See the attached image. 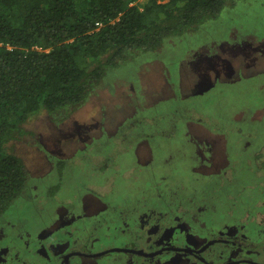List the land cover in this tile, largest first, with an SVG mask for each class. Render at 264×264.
I'll use <instances>...</instances> for the list:
<instances>
[{
    "label": "rangeland",
    "instance_id": "374dc122",
    "mask_svg": "<svg viewBox=\"0 0 264 264\" xmlns=\"http://www.w3.org/2000/svg\"><path fill=\"white\" fill-rule=\"evenodd\" d=\"M255 42L261 43L263 54L256 50L258 45ZM263 49L264 0H236L226 4L217 18L206 21L197 31L169 38L158 52H142L127 63L108 70L102 86L77 110L64 112L58 119L44 110L32 115L24 125L27 133L8 144V148L21 158L26 167L27 188L1 218L16 219V215L20 214L27 218L30 227H37L50 221L52 214L61 211L56 205L73 197L74 186H92L95 181H108L102 185L104 190L109 189L111 182L116 184L119 195L114 197L120 201V196H126L124 178L132 172L124 171L126 161H131L126 145L128 134L135 133L137 128L140 131V127L149 128L150 123L153 129L157 121L165 125L167 132L160 136L171 139L167 135L168 129L182 127L176 123L187 124L189 121L181 119V113L190 110L188 114L204 125V132L221 139L223 143L220 134L228 131L212 132L210 122L220 123L230 115H239L243 119L248 116L264 117ZM229 66H237L236 72L228 73ZM224 67L226 70H223ZM233 74L234 81L229 78ZM220 92L230 95L233 104L246 107L247 112L232 113L223 102L226 95L218 98L217 93ZM185 101H189V105L194 101V110L189 109ZM144 114L147 120L143 119ZM211 115L215 116L212 117L214 119ZM199 122H194V128L199 126ZM190 124L192 126V121ZM239 130L240 127L234 126L233 131ZM95 132L97 136L94 138L92 135ZM258 134L264 135V124L260 125ZM175 136L172 135V138ZM154 142L157 143L156 138ZM222 143L221 153H211L215 167L227 170L219 179L222 190L211 193L217 205V216L225 218L227 202L236 198L240 204L237 212L242 216L251 214L248 222L257 226L259 214L264 212V140L250 142L241 153L231 143L232 149L224 151ZM142 144L140 141L138 146ZM187 146L183 147L186 153L172 149L173 153L169 155L174 156L173 160L156 170L167 173L173 180L180 179L181 184L186 185L181 192L186 198L196 196L201 199L214 180H208L206 171L202 173L200 166L194 169L196 162L191 159L192 154L187 153ZM253 148L257 151L254 152ZM104 152L113 154L102 162L96 154ZM257 152L259 156H256ZM159 153L166 152L163 149ZM142 154L143 151H140L143 161ZM55 158L66 160L64 185L60 196L51 198L47 193L58 177L53 169L48 168L49 164H56L57 160L52 161ZM99 164H105L106 171H96L95 167ZM136 172L140 179L134 181L148 182L147 170ZM107 174L109 180L106 179ZM37 178H41L42 182L35 197L28 188L36 186L33 183ZM163 186L161 184L160 189ZM227 192L230 193L229 198L225 195Z\"/></svg>",
    "mask_w": 264,
    "mask_h": 264
},
{
    "label": "flooded vegetation",
    "instance_id": "af4514ba",
    "mask_svg": "<svg viewBox=\"0 0 264 264\" xmlns=\"http://www.w3.org/2000/svg\"><path fill=\"white\" fill-rule=\"evenodd\" d=\"M256 44V50L263 54L261 43ZM236 70L237 66H229L228 73ZM229 78L236 79L234 74ZM223 96L224 104L232 113L247 112L246 107L233 104L230 95L224 92ZM145 116L143 119L147 120ZM227 119L223 121L230 123L228 133H214L222 135L223 143L217 137L208 136L202 123L197 128H194V122L192 126L190 122L183 123V136L179 139L184 142L178 149L172 146L175 142L171 139L150 135L156 129L152 128V123L148 124L149 128L140 127V131L137 128L135 133L129 132L126 145L131 161H126L124 171L132 172L123 181L126 196H120L119 201L114 197L119 195L116 184L111 182L109 189L104 190L102 185L108 181H95L92 186H74L73 197L56 205L61 211L37 227H30L27 218L20 214L16 219L0 217V264H264V212L259 214V225L252 226L251 221L248 222L251 214H239L240 204L236 198H231L233 202L226 205V217L220 219L211 196L212 192L222 190L219 179L227 172L215 167L211 153H221V143L224 151L232 149L231 143L241 153L250 142L264 140L257 138L264 137L258 134L264 117L243 119L239 115H230ZM235 122L241 123L238 132L233 131ZM209 124L212 132H222L217 129L221 122ZM92 136L95 138L97 132ZM140 141L143 144L138 146ZM170 146L175 152H185L183 147L187 146V153L192 154L191 159L196 162L194 169L200 166L201 172L206 171L207 179L214 180L203 193L204 198H186L181 194L186 185L181 184L180 179L173 180L167 173L156 170L173 160L174 156L169 155L173 153ZM163 149L167 154L159 153ZM140 151H143V161ZM112 154L104 152L96 156L103 162ZM53 163L49 164L48 170L53 169L58 179L49 187L47 195L51 198L59 197L64 185V166ZM95 169L103 172L107 166L99 164ZM145 170L148 182L134 181L140 179L136 171ZM109 178L107 174L106 179ZM41 182V178H37L33 183L36 186L28 188L35 197ZM161 184H164V191L160 189ZM52 187H55L54 191ZM225 195L229 198L230 193Z\"/></svg>",
    "mask_w": 264,
    "mask_h": 264
},
{
    "label": "trees",
    "instance_id": "16d2710c",
    "mask_svg": "<svg viewBox=\"0 0 264 264\" xmlns=\"http://www.w3.org/2000/svg\"><path fill=\"white\" fill-rule=\"evenodd\" d=\"M235 1L0 0V217L27 188L26 167L8 144L27 133L32 115L44 110L58 119L77 110L108 70L197 31ZM185 103L194 110V101ZM188 111L181 119L199 122ZM154 126L150 135L167 132L159 121ZM229 128L222 120L217 129ZM182 133L183 126L168 129L175 149L182 148ZM56 163L63 167L65 160Z\"/></svg>",
    "mask_w": 264,
    "mask_h": 264
},
{
    "label": "bare ground",
    "instance_id": "6f19581e",
    "mask_svg": "<svg viewBox=\"0 0 264 264\" xmlns=\"http://www.w3.org/2000/svg\"><path fill=\"white\" fill-rule=\"evenodd\" d=\"M260 56V55H259ZM258 57V56H257Z\"/></svg>",
    "mask_w": 264,
    "mask_h": 264
}]
</instances>
